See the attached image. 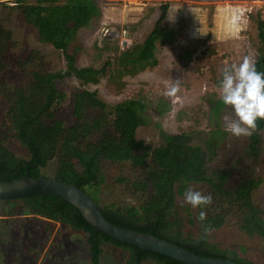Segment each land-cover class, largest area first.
Returning a JSON list of instances; mask_svg holds the SVG:
<instances>
[{
	"label": "trees",
	"instance_id": "obj_1",
	"mask_svg": "<svg viewBox=\"0 0 264 264\" xmlns=\"http://www.w3.org/2000/svg\"><path fill=\"white\" fill-rule=\"evenodd\" d=\"M13 2L12 8L36 30L38 42L52 45L63 54L66 69L49 70L44 52L37 46L24 47L14 38L13 32L3 26L0 18V98L5 99L8 105L0 127V181H13L25 175L27 170L31 177H46L42 169L56 158L58 164L52 177L75 184L85 191L101 209L104 218L116 226L151 233L198 255L216 258H224L228 251L206 238L193 247L196 238L184 233L185 220L190 225L203 222L210 229H218L227 217H235L240 230L247 235L264 238V208L253 201V193L262 181L252 169L262 156V137L258 131L264 128V121H257L258 129L249 137L244 149V155L251 160V164L229 185L227 172L211 171L209 168L210 162L217 156L215 138H211L207 148L203 149L192 144V131L171 134L161 131L164 134L160 142L150 145L136 138L138 128L146 125L139 113V109L143 108L139 100L130 99L109 106L98 97L96 90L88 89L89 85H98L102 77L112 83L119 78L112 75L110 61H106L101 68L79 67L76 66L74 53L70 52V39L76 30L97 15V7L92 0ZM166 4H161V17L143 41L135 45L131 52L125 53L124 64L118 69L120 77L132 76L146 66H155L157 43L175 39L172 27L163 22ZM0 6L7 8L10 5L7 0H0ZM254 23L256 31L249 39V45L256 54V69L264 72V18L257 14ZM207 53L208 56L215 55L217 60L227 56H218L215 48L211 47ZM180 57L181 62L187 64H182V67H189L191 51H183ZM225 66L218 65L217 61L212 66V81L216 88ZM11 70L23 73L26 79L17 85L12 84L7 78ZM65 78H74L80 84L72 91L73 121L68 125L58 118V109L67 97L65 87L59 85ZM209 103L213 105V101ZM14 138L28 151V159L16 155L8 147L7 141ZM107 164H129L132 170L139 172L132 180L124 176L113 180V184H127L143 195L138 207L100 206V195L112 184L105 173ZM191 184L206 185L210 190L213 208L208 206L203 209L206 212L204 221L198 220L201 209L176 203L178 197H184ZM28 214L68 225L74 231L84 232L85 236L91 233V238L87 239L89 264H100L105 245L128 252L127 264L141 262L144 257L159 264H181L169 257L120 243L100 231L95 232L79 210L53 194L41 193L0 201V215L8 224L18 223ZM46 230L49 231L48 228ZM29 249L35 253V249ZM234 260L254 264L238 256Z\"/></svg>",
	"mask_w": 264,
	"mask_h": 264
},
{
	"label": "rangeland",
	"instance_id": "obj_2",
	"mask_svg": "<svg viewBox=\"0 0 264 264\" xmlns=\"http://www.w3.org/2000/svg\"><path fill=\"white\" fill-rule=\"evenodd\" d=\"M7 1L9 7L0 6L3 26L10 29L14 38L24 47H39L46 55L49 70H65L63 54L52 45L40 44L36 30L27 25L20 13L12 8L13 0ZM37 1L27 0L30 3ZM59 1L68 3L75 0ZM92 2L97 7V15L76 30L70 39V52L74 53L76 66L79 67L101 68L106 61H110L112 75L119 78L112 83L102 77L98 85H89L88 89L96 90L98 97L109 106L130 99L139 100L143 105L139 113L146 125L138 128L136 138L145 140L150 145L160 142L164 134L161 131L166 134L192 131V144L203 149L207 148L211 138H215L218 145L217 156L210 162L209 168L211 171L227 172V182L231 185L251 164V160L244 155L249 137L237 138L225 131L224 116L232 114V109L223 105L220 100L218 88L212 81V66L215 61L218 65H238L245 56L254 62L256 54L249 45V39L255 35V16L260 14L264 18V0ZM164 3H167V12L163 22L172 27L175 39L157 43L155 66H146L132 76L120 77L118 69L124 64L125 53L131 52L153 29L155 21L161 17V4ZM209 47L215 48L218 56L226 54V58L217 60L215 55L208 56ZM185 50L192 54L187 68L182 67L185 63L180 59ZM11 57L14 59L15 52ZM7 78L17 85L26 79V75L11 70ZM176 80L180 82L177 96L164 95ZM59 85L65 87L67 97L58 109V118L68 125L73 121L72 91L80 84L74 78H65ZM206 98L210 99L205 102ZM209 101H213V105ZM7 106L6 100L0 98V127ZM1 130L0 128V134ZM258 133L262 137V156L252 169L262 182L253 193V201L264 208V128ZM7 145L16 155L27 159L30 157L17 139L8 140ZM57 164L56 158L51 159L42 169L43 174L52 177ZM105 173L112 184L116 177L124 176L132 180L139 174L129 164H107ZM112 184L109 190L100 195V206L138 207L143 198L141 193L135 192L127 184ZM190 187L205 195L210 194L206 185L191 184ZM176 203L189 205L185 203L184 197H178ZM212 208L211 204L209 209ZM183 231L192 238H198L202 231L201 222L190 225L185 220ZM205 236L209 242L226 249L234 257L255 263L264 262V238L250 236L240 230L235 217H227L223 226L218 229H207ZM29 248L35 249V253ZM126 256L127 252L121 248L105 245L100 264H125ZM89 259V246L82 231H74L68 225L48 222L40 216L29 214L24 215L22 221L11 225L0 215V264H89Z\"/></svg>",
	"mask_w": 264,
	"mask_h": 264
},
{
	"label": "water",
	"instance_id": "obj_3",
	"mask_svg": "<svg viewBox=\"0 0 264 264\" xmlns=\"http://www.w3.org/2000/svg\"><path fill=\"white\" fill-rule=\"evenodd\" d=\"M41 193L53 194L73 205L95 232L100 231L120 243L141 251L166 256L181 264H242L234 260V255H227L224 258L201 256L193 250H188L151 233L138 232L111 224L104 218L101 209L93 199L75 184H68L53 177H31L28 170L25 175L13 181H0V201ZM206 230L202 223L200 238L194 241L193 247L204 239ZM91 236V233H88L86 239Z\"/></svg>",
	"mask_w": 264,
	"mask_h": 264
},
{
	"label": "clouds",
	"instance_id": "obj_4",
	"mask_svg": "<svg viewBox=\"0 0 264 264\" xmlns=\"http://www.w3.org/2000/svg\"><path fill=\"white\" fill-rule=\"evenodd\" d=\"M180 82L172 83L164 95L176 97ZM218 93L222 104L232 109L224 116L225 131L239 138L250 137L258 129L257 121H264V72L256 69L253 60L245 56L241 63L226 65L221 70ZM184 201L193 209H201L198 220H206V209L212 204V196L192 187L184 193Z\"/></svg>",
	"mask_w": 264,
	"mask_h": 264
},
{
	"label": "flooded vegetation",
	"instance_id": "obj_5",
	"mask_svg": "<svg viewBox=\"0 0 264 264\" xmlns=\"http://www.w3.org/2000/svg\"><path fill=\"white\" fill-rule=\"evenodd\" d=\"M202 223H203V222H201V225H202ZM203 224H204V223H203ZM204 226H205V225H204ZM205 227H206V226H205ZM206 228H207V227H206ZM207 229L209 230V228H207ZM200 235H201V234H200ZM200 235H199V237L196 238L195 240L199 239V238H200ZM205 238H206V236L204 237V239H205ZM204 239H203V240H204ZM195 240H194V241H195ZM203 240H202V241H203ZM194 241H193V243H194ZM202 241H199V242L197 243L196 246H198V244H199L200 242H202ZM192 246H193V244H192ZM196 246H195V247H196ZM128 254H129V253L127 252L126 263H125V264H127ZM231 254H232L231 252H229V251L227 252V255H231ZM227 255H226V256H227ZM226 256H225V257H226ZM145 262L153 263V264H159V263L155 262L154 259H153V260H152V259H146V257H144L143 260H142L141 262H136L135 264H144ZM250 262H251V261H250ZM252 263H254V264H264V262H256V263H255V262H252Z\"/></svg>",
	"mask_w": 264,
	"mask_h": 264
}]
</instances>
